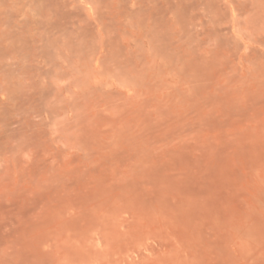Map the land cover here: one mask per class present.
<instances>
[{"label":"rangeland","instance_id":"rangeland-1","mask_svg":"<svg viewBox=\"0 0 264 264\" xmlns=\"http://www.w3.org/2000/svg\"><path fill=\"white\" fill-rule=\"evenodd\" d=\"M0 264H264V0H0Z\"/></svg>","mask_w":264,"mask_h":264}]
</instances>
